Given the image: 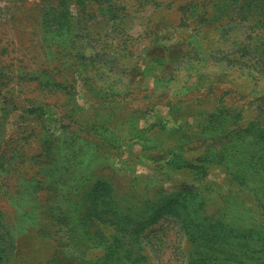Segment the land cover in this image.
<instances>
[{"label":"rangeland","instance_id":"374dc122","mask_svg":"<svg viewBox=\"0 0 264 264\" xmlns=\"http://www.w3.org/2000/svg\"><path fill=\"white\" fill-rule=\"evenodd\" d=\"M0 264H264V0H0Z\"/></svg>","mask_w":264,"mask_h":264}]
</instances>
